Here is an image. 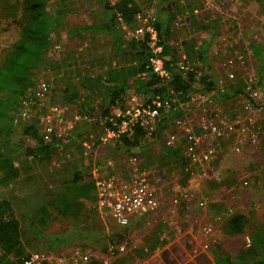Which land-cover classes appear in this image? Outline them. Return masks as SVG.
I'll use <instances>...</instances> for the list:
<instances>
[{
  "label": "rangeland",
  "instance_id": "rangeland-1",
  "mask_svg": "<svg viewBox=\"0 0 264 264\" xmlns=\"http://www.w3.org/2000/svg\"><path fill=\"white\" fill-rule=\"evenodd\" d=\"M108 1L115 4L118 0ZM156 1L133 0L145 16H157ZM261 5L264 6V0H174L167 11L158 14L160 18L168 14L169 42L179 56H185L182 42L190 41L196 50L207 43L210 66L201 62H195V66L226 84L236 79L245 80L242 94L225 102L217 101V106L227 120L233 121L239 116L247 132L257 134L256 142L244 140L241 128L233 134L208 136L206 142L218 150L217 159L206 167H189L188 163L181 164L178 157L161 149L160 140L164 143L175 130L173 120L161 121L159 133L151 135L135 154L127 153L116 144H100L96 141L102 133L99 122L84 127L85 121L78 120V114L91 117L96 114L83 112L84 106L96 111L103 103L106 88L101 86L99 90L94 78L105 75L110 68L135 64L140 57H134L125 49L123 42L129 35L116 19L117 43L108 33L71 31L75 26L101 23L110 17L103 0H48V11L58 22L55 21L57 24L52 31V47L42 63L41 58L32 57L39 68L27 98L42 82L49 84L50 90L44 99L36 100V104L25 105L23 101L9 115L7 124L11 133L5 137L3 147L19 170L16 180L8 186H0V199L12 202L14 216L20 223L22 260L33 252L60 253L79 246L102 264H179L182 262L179 254L184 248L193 253L201 250L205 256L212 251L217 254L222 251L235 258L249 245L247 234L264 226V77L260 83L258 62L250 49L251 43H261L264 37ZM22 16V0H0V62L18 38ZM230 59H233L232 65L227 63ZM229 73L234 74L232 81L227 77ZM117 74L121 80L129 73L125 70ZM67 88L68 91L76 88L77 98H83L84 104L70 99L64 92ZM135 94L127 91L122 104H129ZM206 103L195 98L184 105L181 112L188 121H196ZM53 106L61 107L63 116L54 120V131L60 133V137H54L58 141L56 151L47 160L29 151L33 144L20 141L19 132L24 124L35 122L41 134L42 120L51 114ZM84 140L96 141L88 155L83 152ZM234 142L241 143L239 153L230 148ZM99 152L102 155L95 159ZM132 156L137 158L139 167L155 171L151 180L162 191L161 210L171 204L177 210L178 222L165 229L164 224H156L146 214L131 226H119L93 208L94 199L77 200L71 208H64L62 199L69 194L74 180L91 177L95 165L102 173L114 168L127 177ZM201 201H204L203 206L199 205ZM234 213L247 218L242 234H228L224 230L223 223ZM184 214L187 216L182 218ZM67 232H72L73 238L55 249L46 248L48 236ZM182 235L183 241L179 240ZM172 240L166 252L178 255L149 260ZM120 244L125 246L123 252L109 251L110 246ZM206 259L205 264H210L209 257Z\"/></svg>",
  "mask_w": 264,
  "mask_h": 264
},
{
  "label": "trees",
  "instance_id": "trees-1",
  "mask_svg": "<svg viewBox=\"0 0 264 264\" xmlns=\"http://www.w3.org/2000/svg\"><path fill=\"white\" fill-rule=\"evenodd\" d=\"M173 2L174 0H157L156 12L160 14L167 11L173 5ZM47 3L48 0H22L23 16L18 38L12 43L0 62V186H8L19 176V170L14 161L3 149L5 137L11 133L7 118L28 97L29 90L34 84L39 66L34 64L32 57L36 55L41 58L42 63L52 47V31L58 22V18H56L57 22L55 23L56 20L48 11ZM103 7L110 13V17L104 22L75 26L71 31L73 33L87 31L108 33L111 35L113 42L117 43L114 24L115 13L120 14L124 21L132 26L135 21L134 15L140 11L133 0H118L115 4L103 0ZM261 11L264 14L263 5H261ZM158 14L155 15V26L163 45L162 57L164 65L170 73V78L163 80L146 69L145 65L150 53L146 38H129L123 42L125 49L130 51L134 57H140L139 60L135 64L125 67L110 68L111 70L106 72L105 75H97L94 78L97 84L95 86L99 90L101 86L106 88L103 93V103L96 111L93 108L88 109L84 106L83 112L89 113L90 111V114L95 112L96 114L93 117L108 116L110 107L116 103H122L127 91L138 94L166 95L169 90H172L182 102L189 101L190 95L198 89L211 93V97L219 102L232 100L244 92L245 80L236 79L232 83L226 84L223 91H220L218 78L215 79L207 71L200 70L201 68L194 65L195 62H201L207 67L210 66L207 58V43L196 50L190 41L182 42L181 45L185 54L184 62L186 65L193 64V66H188L184 71L180 70L178 67L180 53L178 54V50L169 42L168 14H165L163 18H160ZM250 49L258 62L257 74L261 83L264 77V37L261 43H251ZM125 70L129 74L120 80L117 73H122ZM68 89H65L64 92L67 93L66 95L70 99L84 104L85 100L83 98H77L76 88L69 91ZM249 101L252 103L251 100ZM181 114V110L172 111L167 119L177 118ZM83 123L84 127H92V123ZM160 127L159 124L152 136L159 133ZM19 140L32 143L33 147L29 151H35V155L37 154L42 159L47 160L56 151L58 143L55 139L52 142L45 143L35 122L21 126ZM148 140L149 136L146 131L137 126L131 134L122 135L116 145H119L129 154H135V151L141 150ZM161 149L178 157L181 164L187 163L182 156L180 147H171L162 143ZM70 186L72 187L68 190L69 194L62 199L65 209L71 208L77 200L82 202V200L94 199L95 201V187L91 177L87 176L86 178L83 176L79 178V181L74 180ZM246 226L247 218L239 213L231 214L224 222V230L228 234H242ZM72 236V232L48 236L46 248L49 250L55 249L73 238ZM247 236L249 245L241 249L235 258L221 251L215 257L216 264H264V226L260 230L250 231ZM23 253L20 223L14 216L12 202L8 199H0V264H21ZM90 264H102V262L92 259Z\"/></svg>",
  "mask_w": 264,
  "mask_h": 264
},
{
  "label": "built area",
  "instance_id": "built-area-1",
  "mask_svg": "<svg viewBox=\"0 0 264 264\" xmlns=\"http://www.w3.org/2000/svg\"><path fill=\"white\" fill-rule=\"evenodd\" d=\"M115 16L120 28L126 31L129 38H146L150 50L145 65L146 69L161 79L168 80L170 73L164 65L163 45L155 26V14L145 16L142 12H137L134 15L135 24L132 27L124 21L120 14L116 13ZM184 59V55L180 56L178 63V67L182 71L189 66L185 64ZM227 63L232 65L233 59L228 60ZM227 77L232 81L234 74L229 73ZM225 85V81L218 79L220 91H223ZM49 90V84L42 82L34 89L32 98L25 99L23 103L25 105L28 103L36 104V100L44 99ZM195 98L207 101L196 121H188L184 113L177 118L167 119L170 112L181 110L184 105ZM248 102L250 103L249 100ZM122 103L112 105L108 116L95 118L87 114H78L77 118L89 123L99 122L102 126V133L96 141L103 145L117 144L122 135L131 134L137 126L142 127L150 137L159 124L161 125V121L167 123L166 120H173L175 130L171 131L164 143L171 147H180L182 156L189 167H206L217 159L218 150L206 142L208 136H219L224 133L233 134L237 128H241L240 131L243 133L244 140H252V142L257 140L256 133L247 132L241 117L236 116L233 121L227 120L219 111L217 100L211 97V93L200 89L193 92L187 102L180 101L175 93L169 90L166 95L136 93L129 104L124 105ZM62 116V108L53 106L51 114L42 120L41 135L45 143L52 142L55 136L60 137V133L54 131V120H59ZM95 142L84 140L81 143L84 154L88 155L92 152ZM240 144L234 142L230 146L231 150L239 153ZM129 160L131 167L127 177L115 172L114 168H110L111 171L108 173H102L99 166L95 165L91 170L95 187L93 208L97 209L103 217H108L123 227L128 226L134 216H142L158 210L162 200L161 189L156 187L151 180L153 172L139 167L135 156ZM244 183L246 184V182ZM174 202L176 203L177 200L175 199ZM199 205L203 206L204 201H201ZM124 250V244L109 247L111 253L114 251L123 252ZM92 259L91 254L77 246L60 253L33 252L25 257L21 264H90Z\"/></svg>",
  "mask_w": 264,
  "mask_h": 264
},
{
  "label": "crops",
  "instance_id": "crops-1",
  "mask_svg": "<svg viewBox=\"0 0 264 264\" xmlns=\"http://www.w3.org/2000/svg\"><path fill=\"white\" fill-rule=\"evenodd\" d=\"M111 40H112V37H111ZM160 143H161V146H162L161 140H160ZM102 152H99L97 154V156L95 157V159H97L98 156L102 155ZM150 171H152L153 173H155L154 170H150ZM156 174H158V173L156 172ZM166 205L168 207L161 210V204H160L158 210H156L155 212H152L150 214H147V215L151 216L150 218L153 219V220H155L156 221L155 222L156 224L158 222L159 223H162V224H164V228L165 229H168V228H170V226H172L174 224V222H178V220H177V218L175 216L176 215L175 214V211H177L176 208H174L173 206H171V204H166ZM185 216H187V214H184L181 217L184 218ZM142 218L144 219L145 218V215L132 217V219H131V221L129 223V226H131L134 221L139 220V219H142ZM177 233H179V232H177ZM165 237L167 239H170V236L165 235ZM182 239H183V235L179 238V240H182ZM174 240L170 241L171 243L165 245V247H163L162 249H159L157 252L153 253L149 257V260L152 261V260L155 259L156 261H158L159 258H164V257L171 256V255H174V254L175 255H178L177 252H175L174 254H170V253L167 254V252H166V251H168V249H170V247H171V245H172V243H173ZM187 241L189 242L190 240H187ZM181 244L184 245V243H181ZM183 251L185 253L181 251V253L179 254L180 257L182 258V262H180L179 264H191V263L192 264L193 263H195V264H205L206 261H207L206 257H209V259L211 260V262H209L210 264H216L215 257L217 255V252L214 253V251H212V254L209 253V254H207V256H205V254L202 253L201 250H199V253H193L192 251L190 252V251H188L187 249L184 248ZM203 251H205V250H203Z\"/></svg>",
  "mask_w": 264,
  "mask_h": 264
}]
</instances>
